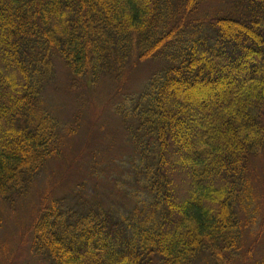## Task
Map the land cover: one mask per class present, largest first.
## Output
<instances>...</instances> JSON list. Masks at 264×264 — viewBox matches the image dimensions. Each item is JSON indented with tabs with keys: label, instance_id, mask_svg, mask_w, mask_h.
<instances>
[{
	"label": "trees",
	"instance_id": "1",
	"mask_svg": "<svg viewBox=\"0 0 264 264\" xmlns=\"http://www.w3.org/2000/svg\"><path fill=\"white\" fill-rule=\"evenodd\" d=\"M200 2L0 0V212L28 198L62 149L43 95L59 64L74 90L118 84L113 111L150 194L126 215L47 199L30 247L48 264H234L245 236L264 234L250 162L264 154V0L213 18ZM135 58L165 66L126 94Z\"/></svg>",
	"mask_w": 264,
	"mask_h": 264
},
{
	"label": "rangeland",
	"instance_id": "2",
	"mask_svg": "<svg viewBox=\"0 0 264 264\" xmlns=\"http://www.w3.org/2000/svg\"><path fill=\"white\" fill-rule=\"evenodd\" d=\"M199 10L204 18L227 16L232 10L242 15L245 11L240 0H201ZM136 60L127 71L126 94L141 92L165 66L160 60ZM72 88L68 72L59 64L43 95L45 107L63 124L62 149L35 179L28 198L19 200L13 211L0 212V264H48L30 247L32 222L47 199L61 200L64 208L85 213L99 207L124 215L149 200L144 180L132 168L135 163L138 166L135 147L113 111L118 84L105 78L93 89ZM186 110L194 116L189 122L199 120V111ZM177 127L187 132L186 125ZM250 162L258 182L254 183L256 191L263 192L264 154ZM249 233L234 264H256L264 259V234ZM203 258L196 264H209L210 259Z\"/></svg>",
	"mask_w": 264,
	"mask_h": 264
}]
</instances>
